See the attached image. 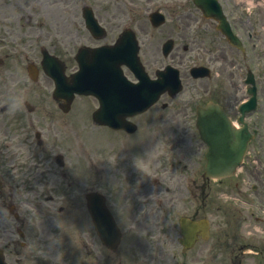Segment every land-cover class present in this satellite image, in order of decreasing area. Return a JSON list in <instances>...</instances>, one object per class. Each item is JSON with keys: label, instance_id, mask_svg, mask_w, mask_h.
Wrapping results in <instances>:
<instances>
[{"label": "flooded vegetation", "instance_id": "1", "mask_svg": "<svg viewBox=\"0 0 264 264\" xmlns=\"http://www.w3.org/2000/svg\"><path fill=\"white\" fill-rule=\"evenodd\" d=\"M183 9L186 10L188 15L174 14V19H176L180 23L182 22L185 28L190 26L189 21L195 22L199 19V16L194 14V10H197L199 12L200 19L203 18L202 14L196 7H194L193 9L191 7H183ZM136 18L137 16H135V19ZM114 20H119V18L114 17ZM114 20L112 19V24L110 25V34L106 36L104 42V44L106 45L114 44L120 35L119 27L118 25L114 24ZM203 21L205 22V20ZM194 47L195 45L193 43L191 45L185 46L184 50L186 52H191L192 50H194ZM156 51L157 47L150 46V52L156 53ZM206 90L207 89H204V91ZM214 91L215 93L219 92L218 89H215ZM258 91L262 108L261 110L259 108V110L252 113L254 114L253 116L259 114L260 117L251 124V129L256 133L255 140L259 138H262L264 140L263 134L259 132L260 118L264 113V103H262V100L264 98V83L260 88L258 87ZM189 97H192V95H190ZM185 102L186 103H184L182 107L185 106V104L188 105L189 98ZM225 107L227 108L231 119L236 118L237 112H235V110H232L229 106ZM160 108L163 109L164 107L160 104ZM174 108L176 110L173 112H168V115L166 116L164 114V110H161L159 112L156 110L150 113L148 112L147 114L137 116L135 119H133L134 122H137L139 124L138 131L135 134H129L123 131H115L109 127H103L104 137L102 142V150H97L95 146L93 147L92 143L87 152L88 157H90L88 166V183L93 186L95 183V178L98 180L101 179L103 186L106 187L109 185V181L110 184L112 182L115 183L114 179L117 180V178H119V175L122 174L123 176L117 182V185L121 194L123 195L131 194V186L137 188V184L141 183V181L154 180V183H156V186H158L159 181L156 178L158 173L157 165L159 163L164 166L170 165L173 162V147L178 144H182L183 147L186 148L187 155H183L181 157L180 163L182 160L184 163L188 162L187 166L184 167L188 173L186 174V181L187 183H190V185H187L185 187V194H191L199 201V207L198 209H194V215L204 216V214L206 213V203L219 207L220 205L217 201L218 190H221L222 188H229V185L225 182H219V184L215 187H213L212 183L210 185V182L205 184V181L202 177L203 166L205 163V143L200 139V136L197 137L196 135H193L191 138L190 124L192 123V117H190V119L187 121L186 117L188 116L186 112H183L180 109L179 105H175ZM148 114L150 115L147 116ZM169 118L176 119V122L178 123L179 118H185L183 122L184 124L187 123L188 126L185 125L182 128H178L176 126L165 127V125L169 123ZM164 121H166L167 123H163ZM4 124L5 123L0 122V132H2V134L8 133L7 129L4 128ZM159 147L162 151H165V158H159ZM114 150H117V152L114 153ZM119 150H123V152L121 153L119 152ZM190 151H192L191 155L189 154ZM99 157H101L100 161ZM97 161H99L101 168H99V164H97ZM133 161L134 172H126L127 165H132ZM142 164L144 169L143 167L141 168ZM145 165L149 166V172H147ZM192 167L197 169L193 170L194 174H192L191 178H189ZM182 188L183 187H180L179 190H182ZM179 194H181L179 198H183L184 193ZM188 203L189 202H187V204ZM227 241L228 240H226V246H237L236 243H227ZM217 242L221 244L222 242L225 243V240H223L220 236V238L216 239L215 243ZM235 251L236 249L233 248L230 251V255L234 254ZM234 258L238 260V264L242 263V258L239 259V256Z\"/></svg>", "mask_w": 264, "mask_h": 264}, {"label": "rangeland", "instance_id": "2", "mask_svg": "<svg viewBox=\"0 0 264 264\" xmlns=\"http://www.w3.org/2000/svg\"><path fill=\"white\" fill-rule=\"evenodd\" d=\"M263 13L261 14V23H260V28L264 29V7L262 8ZM169 30H173V27H166V29L161 32V31H156L155 32V41H162L167 37L165 34ZM177 39V38H176ZM178 42H181L180 39H177ZM183 42L184 39H183ZM230 53V52H229ZM230 63L225 60L224 66L222 67V76L220 78V85L223 87L221 90V93L218 95L219 100L226 104L229 105L232 108H234V104L236 102V96L234 94V90L240 89L238 87V78L234 77L233 78H226V72L230 70L229 68ZM223 77V78H222ZM232 83H236L237 86L235 89L231 86ZM88 120L90 119L88 117H85L82 119L83 123L82 126L78 128V133L75 137L74 143H73V152L70 154L69 157V163L68 166L71 164H74V162L78 159H84L87 162V140L88 136L85 134V127L89 123ZM81 125V124H80ZM97 136V142L96 143V148L97 150H100L103 147V143L101 142V139L103 138V134L101 137V133L99 132ZM81 146L85 147V150L83 151L82 149H79ZM114 153L117 152V150L113 151ZM79 153V154H78ZM74 166L72 167V169ZM86 181V179L84 180ZM66 184L68 182L65 180L63 183V186L61 185L60 189L65 190ZM63 190V191H64ZM63 191L60 193V197L62 196ZM75 205L76 207L72 211L71 217L69 219V224L67 226L66 233H64V236L59 239L56 237L52 238V234L54 233V227L50 224V228L48 230V234L44 237L42 241L37 242V248L36 250L39 251V253L36 252V257L38 256V260L36 264H111L113 261L114 256L109 255V261L106 262V253L103 251L101 246L98 244L96 241L94 235H93V243L94 246L92 248V254H87L85 249H83V246L81 245V240L84 242L86 241V238L84 235H82V238H80V230L82 229V232H88L90 229V223H89V218L86 214L85 210V203L83 196H80L75 200ZM156 208V207H155ZM152 209V208H151ZM135 213H132L129 215V213L124 214L123 217L126 219V221L132 220L133 216ZM148 214L156 216L155 211H150ZM129 215V216H128ZM130 217V218H129ZM232 218L231 216H227ZM51 223V222H50ZM215 225H221V224H227L223 219L220 213L216 214L215 218ZM54 224V221H53ZM146 228L144 227L142 230H145ZM254 225L249 226V230H253ZM77 234V236H76ZM255 234H262L261 232H258L256 228L253 230L252 235ZM76 236V237H74ZM231 237H235L233 234V230L231 231ZM246 239V238H245ZM252 245L258 246L260 248H264V242L260 241V239L255 238L253 242H251ZM135 245L140 247V250L142 252H138L135 250ZM145 245H139L137 238L128 240L126 239L124 242V246L122 247V262L123 264H145V259L143 255H150V251L147 249H144ZM50 248L54 250L56 253V260L51 259L49 256ZM201 247H198L196 250L200 249ZM203 249V247L201 248ZM35 250V249H34ZM195 250V251H196ZM104 253V256L102 255ZM194 254V253H193ZM258 257V258H256ZM187 259V258H186ZM201 259V254L198 252V255L196 256V261H199ZM157 261L159 264H184L185 260L183 259L181 255V247H179L176 242L173 244H170L168 246L163 247L162 252L159 256V259L157 258ZM263 263L264 264V255L260 256H255L253 257L252 255H248L247 257V263L249 264H254L257 263ZM43 262V263H42ZM116 262V260L114 261ZM150 262V264H158L157 262ZM31 262L27 261L26 264H30ZM226 264V263H225ZM258 264V263H257Z\"/></svg>", "mask_w": 264, "mask_h": 264}, {"label": "water", "instance_id": "3", "mask_svg": "<svg viewBox=\"0 0 264 264\" xmlns=\"http://www.w3.org/2000/svg\"><path fill=\"white\" fill-rule=\"evenodd\" d=\"M102 112V111H101ZM102 115V113H101ZM100 117V116H99ZM102 119V118H101ZM241 152L243 151L242 149L240 150ZM239 155H240V152L237 156H230L229 155H225L223 152H215L212 156H211V162H212V165H209L208 166V174L210 175H214L215 173V170L217 169L216 165H215V162L218 160V159H221V158H230V159H234L233 163L228 165V166H222L221 168H228L227 170H232L236 163H238V159H239ZM101 206H99L101 209H99V207L97 206H93L92 207V213L94 215V218L96 221H99V222H102L101 220H103V216L104 215H101V220H99V215L101 214V212L103 211L104 212V209L102 207V203H100ZM101 211V212H100ZM97 228H98V231L101 232L102 231V228H101V224H99L97 222ZM102 234V232H101Z\"/></svg>", "mask_w": 264, "mask_h": 264}, {"label": "clouds", "instance_id": "4", "mask_svg": "<svg viewBox=\"0 0 264 264\" xmlns=\"http://www.w3.org/2000/svg\"><path fill=\"white\" fill-rule=\"evenodd\" d=\"M20 104H21V97L19 93H16L12 106L18 108ZM4 222H10V217L7 216L4 210L0 209V223H4Z\"/></svg>", "mask_w": 264, "mask_h": 264}]
</instances>
